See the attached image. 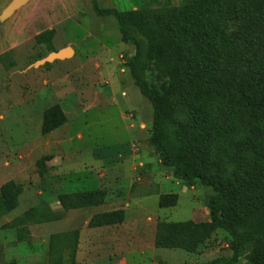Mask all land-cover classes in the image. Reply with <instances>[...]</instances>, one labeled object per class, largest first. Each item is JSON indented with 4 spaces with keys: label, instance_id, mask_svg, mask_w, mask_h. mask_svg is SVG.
I'll list each match as a JSON object with an SVG mask.
<instances>
[{
    "label": "rangeland",
    "instance_id": "1",
    "mask_svg": "<svg viewBox=\"0 0 264 264\" xmlns=\"http://www.w3.org/2000/svg\"><path fill=\"white\" fill-rule=\"evenodd\" d=\"M189 1L95 0L100 10L113 8L120 12L137 6L178 9ZM11 2L0 0V191L13 184L20 193L16 208L0 215V264H55L59 258L50 261L48 254L51 241L59 247L67 240L72 244L76 238L69 233L77 231V250H85L90 239L88 231H95L87 229L85 222L110 213L112 205L64 211L58 196L102 190L105 200H115L111 196L115 185L110 180V166L117 164L118 152L128 150L129 142L137 138L141 120L148 127L149 137L153 112L126 68L134 48L120 42L113 18L94 14L91 0H31L3 18ZM41 34L50 38V47L47 42H35ZM67 48L73 52L70 56L48 60L50 54ZM53 107L60 109L66 123L42 134L44 112ZM121 110L124 120L119 117ZM129 113L135 119H130ZM146 145L152 149L149 138ZM93 158L100 161L93 162ZM162 168L164 173L157 175V181L164 184L163 192L171 194L161 192L160 196L176 195L175 206L160 209L154 197L139 201L138 197L151 190L144 179L135 181L131 193L136 203L131 205L129 198L123 201L130 207L127 222L132 220L135 226L130 231L111 226L107 232L111 259L100 258L91 264H208L231 257L229 237L219 230L194 253L155 247L159 225L209 222L207 202L212 195L208 188L187 187L170 170ZM124 192L118 191L121 195ZM34 208L40 209L38 216L27 223V231H20L19 240L18 233L7 225ZM117 211L122 210H112ZM108 238L97 243L107 249ZM80 255L81 260L75 264H88L82 252ZM67 258V253L61 255L63 264Z\"/></svg>",
    "mask_w": 264,
    "mask_h": 264
},
{
    "label": "trees",
    "instance_id": "2",
    "mask_svg": "<svg viewBox=\"0 0 264 264\" xmlns=\"http://www.w3.org/2000/svg\"><path fill=\"white\" fill-rule=\"evenodd\" d=\"M91 2L97 17L114 19L120 42L134 48L126 68L152 108L149 142L161 166L189 188L212 191L209 222L159 225L155 247L194 253L219 230L229 237L231 257L208 264H264V0H191L178 9L137 6L125 12L100 10ZM35 42L50 47L44 34ZM65 123L60 109L50 108L41 132ZM19 193L13 184L1 189L0 215L16 208ZM105 197L95 190L62 194L58 201L64 211H75L102 206ZM176 201V195H162L158 207ZM39 211L7 227L20 240ZM123 221L122 211L103 213L88 228ZM69 234L76 238L72 244L49 245L50 261L59 258L55 264H63L64 253V263L75 264L78 232Z\"/></svg>",
    "mask_w": 264,
    "mask_h": 264
},
{
    "label": "crops",
    "instance_id": "3",
    "mask_svg": "<svg viewBox=\"0 0 264 264\" xmlns=\"http://www.w3.org/2000/svg\"><path fill=\"white\" fill-rule=\"evenodd\" d=\"M110 100H108L109 103H110ZM119 117L124 120L125 115H124L123 110L120 111ZM134 119H135V117H134ZM140 122H142V120ZM140 122H139L138 127H137V129H138L137 138H135L132 142H129L130 145H127V147H129L128 150L123 149V150L118 152V155L115 158L117 161V164L112 166V167L110 166V169H109L110 170L109 174H111V176H113L110 180L115 185V187L112 188V190H115V191H111V194H113L111 196H114L115 200L108 201L109 199L107 197L104 203L105 204L112 203L111 208L108 209V211H110V212H112V210H118V209H120L124 212L123 223L119 224V225H114L115 227L119 228V230H121V231H128V230L130 231V230H132V226H135V224L132 223V220L127 222L126 212H127L128 208H130V207H129L128 202L123 203V201H125V200L128 201L127 198H129L131 200V202H130L131 205H134L136 203V201L133 198L132 193H131V191L134 189L133 185L135 184V181H139L140 179H144V181L148 184L147 186L150 187V190H151L147 193L142 194L141 197H138L137 199L139 201H144V200L147 201L151 197H154L157 199V202H158L159 197L161 195V192H162V194H171L169 192H163V190H161V186H163L164 184L162 182L157 181V178H158L157 175H159V177H160V174L164 173V171L160 165V161H159V158L157 157V155H155L153 153L152 149L146 145V141L149 138V137H146L147 136L146 130L148 131V127H146L145 123L143 124ZM130 127L132 128V126H130ZM142 128H144V129H142ZM132 130H134V129H132ZM76 137L79 140L82 139L81 135L77 134ZM69 140H71V139H69ZM70 142H72V140ZM134 147H135V149H134ZM94 156H95V154H92V157H94ZM99 161H97V160H95V158H93V162H99ZM62 163L65 164L66 162L62 161ZM123 182H125V186H126V189H124L125 192L122 190L123 189ZM107 191H109V190H107ZM118 191L124 192V194L121 195L118 193ZM130 194H131V196H130ZM114 201H117V202H114ZM112 206L115 208H112ZM100 207L101 206H99V208ZM125 207L127 209H125ZM96 208H98V207H96ZM96 208H93V209H96ZM89 220H90V218L85 222L86 225L89 223ZM147 220L150 221L149 218H147ZM130 223H131V225H129ZM149 226H150V224H149ZM87 227H88V225H87ZM110 227L111 226H105L102 228H95V229L87 228V229L95 230V231H88L89 232L88 235L90 236V239H89L87 246L85 247L86 249L83 250V251H85V253H83L82 249H80V247H79V249L77 250L76 256H75V263L81 260V255H80L81 252L83 254V257H82L83 260L88 264H91L92 262H97L96 260H98L100 258H107V260L111 259L110 255L107 253V252H111L110 244H109L111 241L107 235L108 230H112ZM149 229H151V228L149 227ZM96 236H98V238H97L98 241H101V240L108 238V241H106V243L108 244L109 247L106 249V248L102 247L100 243H97L98 241L95 242ZM102 237H104V238H102ZM125 247H126V244H125ZM100 249H104V251H100ZM124 264H125V261H124Z\"/></svg>",
    "mask_w": 264,
    "mask_h": 264
},
{
    "label": "water",
    "instance_id": "4",
    "mask_svg": "<svg viewBox=\"0 0 264 264\" xmlns=\"http://www.w3.org/2000/svg\"><path fill=\"white\" fill-rule=\"evenodd\" d=\"M31 0H12L11 4L4 10L2 16L3 18L10 17L13 15L15 11L21 8L23 5L28 3ZM72 50L67 48L65 50L59 51L58 53H52L49 55L48 60L51 61L52 59L61 60L65 57H68L72 54Z\"/></svg>",
    "mask_w": 264,
    "mask_h": 264
},
{
    "label": "built area",
    "instance_id": "5",
    "mask_svg": "<svg viewBox=\"0 0 264 264\" xmlns=\"http://www.w3.org/2000/svg\"><path fill=\"white\" fill-rule=\"evenodd\" d=\"M128 117H130V119H132L133 117H132V115L131 116H128Z\"/></svg>",
    "mask_w": 264,
    "mask_h": 264
}]
</instances>
